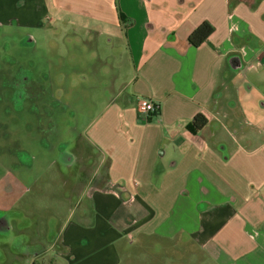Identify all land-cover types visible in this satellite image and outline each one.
<instances>
[{
	"label": "crops",
	"instance_id": "1",
	"mask_svg": "<svg viewBox=\"0 0 264 264\" xmlns=\"http://www.w3.org/2000/svg\"><path fill=\"white\" fill-rule=\"evenodd\" d=\"M203 21L213 31L192 47ZM0 27L31 45L48 36L44 76L65 109L75 85L101 94L83 98L77 153L59 158L80 175L47 245L26 233L17 200L0 202L4 263L43 264L50 253V264H121L144 253L159 264L175 250L264 264V0H0ZM55 44L75 53L64 70ZM143 100L157 110L139 111ZM197 113L207 122L193 133ZM20 185L0 180V199Z\"/></svg>",
	"mask_w": 264,
	"mask_h": 264
},
{
	"label": "rangeland",
	"instance_id": "2",
	"mask_svg": "<svg viewBox=\"0 0 264 264\" xmlns=\"http://www.w3.org/2000/svg\"><path fill=\"white\" fill-rule=\"evenodd\" d=\"M19 32L0 27V180L6 185L13 184L14 177L21 179L19 193L15 191L13 194H5L0 202L9 204L10 201L17 200L29 220L25 219L26 233L34 236L32 240L39 238L46 246V242L58 231L68 214L69 197L72 198V190L69 188L77 183L80 175L75 163L65 167L59 162V158L78 132L71 129L72 124L80 121L77 125L80 130L88 120L87 114L90 112L85 110L83 98L91 96L95 100L101 94L93 92V95H89L85 84L81 86L85 92L80 89L79 93L80 87L73 85V91L77 93L73 109H65L62 94L56 93L51 85L49 89L50 81L44 76L50 71V63L47 61L50 53L48 36L38 35L33 30L37 44L31 45L24 42L25 37ZM52 47L56 49V59L62 58L64 61H57V69H66V60L70 61L75 53H70L69 47L60 44ZM24 76L27 77L28 88H23L26 83L21 77ZM29 83L42 89L38 96L41 100L37 103L30 100L32 87ZM75 87L77 88L74 89ZM15 92H22L23 98L12 101ZM71 151L77 153L74 149ZM22 186L25 190H22ZM158 245L163 250L164 246L169 249L165 244ZM199 255L201 254H193L196 259L190 260L191 254L180 256L175 250H171L156 257L159 264H212ZM123 256L126 258L123 257L121 264H149L144 253L133 260L128 255ZM39 260L43 264H50L51 254L48 253ZM9 262L22 264L20 258L12 259L10 256ZM0 264L7 263L0 259Z\"/></svg>",
	"mask_w": 264,
	"mask_h": 264
},
{
	"label": "trees",
	"instance_id": "3",
	"mask_svg": "<svg viewBox=\"0 0 264 264\" xmlns=\"http://www.w3.org/2000/svg\"><path fill=\"white\" fill-rule=\"evenodd\" d=\"M213 31V26L207 21L201 22L188 36V43L192 47L199 46ZM207 122V118L202 113H197L190 121L188 130L195 133L199 131Z\"/></svg>",
	"mask_w": 264,
	"mask_h": 264
},
{
	"label": "flooded vegetation",
	"instance_id": "4",
	"mask_svg": "<svg viewBox=\"0 0 264 264\" xmlns=\"http://www.w3.org/2000/svg\"><path fill=\"white\" fill-rule=\"evenodd\" d=\"M27 77H21V79H23L24 80V82L26 83V81H27V79H26ZM26 79V80H25ZM29 85L32 87V93H30L31 95H30V100L32 101V103H34V101L37 103L39 100H41L40 98L41 97H38L41 93H40V91H39V86L38 85H34V83H32V84H30L29 83ZM28 88L27 87V83L26 84H24L23 85V88ZM16 93V92H15ZM13 94V93H12ZM17 98H23V93L22 92H17L16 93V95L14 94V96L12 97V101H14V99H17ZM26 100V99H25Z\"/></svg>",
	"mask_w": 264,
	"mask_h": 264
},
{
	"label": "built area",
	"instance_id": "5",
	"mask_svg": "<svg viewBox=\"0 0 264 264\" xmlns=\"http://www.w3.org/2000/svg\"><path fill=\"white\" fill-rule=\"evenodd\" d=\"M157 110L156 104L151 100H143L139 105V111L149 114Z\"/></svg>",
	"mask_w": 264,
	"mask_h": 264
}]
</instances>
